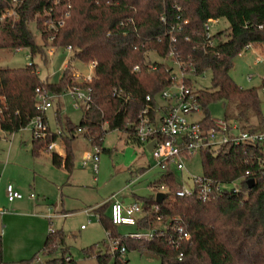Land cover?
Returning a JSON list of instances; mask_svg holds the SVG:
<instances>
[{
  "label": "trees",
  "instance_id": "trees-1",
  "mask_svg": "<svg viewBox=\"0 0 264 264\" xmlns=\"http://www.w3.org/2000/svg\"><path fill=\"white\" fill-rule=\"evenodd\" d=\"M9 0H0V12ZM69 2V15L50 40L51 45L65 47L70 44L72 57L81 60L96 59L90 80L68 81L89 88V101L77 125L67 120V131L47 128L43 136L32 137V152L47 148L51 140L61 138L65 155L51 152L54 164L70 167L73 161L71 140L81 131L91 146H100L106 131L114 128L125 131L128 139L139 142L136 136L138 113L150 94L151 104L158 101L159 91L170 83L167 70L168 50L191 61L195 75L210 70L209 87L192 86V102L203 114L198 121L210 128L214 122L208 113V103L221 100L227 104L223 119L237 122L242 130H264L261 86L241 87L232 78L230 67L245 43L264 45V0H23L17 7L18 15L0 20V47L29 48L30 57L40 53L51 31L43 24V7L53 8V16L59 17ZM164 14L165 21L160 15ZM225 18L226 28L214 31L211 47L206 46L204 22L210 18ZM186 18L188 22L182 20ZM30 22H34L43 45L33 34ZM263 24L261 27L259 25ZM181 25V28H178ZM176 38L172 43L168 29ZM152 52L162 60L152 59ZM153 63L154 67L149 64ZM138 69L133 70V65ZM36 63L25 66H0V128L17 131L40 114L45 122L44 110L36 106L35 87L61 92L65 74L58 82L42 80ZM46 123V122H45ZM60 131V134L58 133ZM203 175L223 188L216 189L209 198L198 199L197 194L178 196L180 183L168 165L160 176L151 182L152 187L166 186L160 202L153 194L137 196L144 208V215L137 216L140 229L158 227L177 218L188 236L178 238L170 228L157 231L150 239L129 237L117 230L106 204L96 208L98 222L119 246L137 248L159 256V264H264V161L262 145L224 143L217 147L199 150ZM249 170V174L246 171ZM252 178V182H249ZM237 186V187H236ZM109 204V205H108ZM158 205V209L153 207ZM160 215L157 220L156 216ZM125 224V223H122ZM169 236L175 243L169 242ZM65 233L52 229L45 239L44 252L52 246L65 244ZM104 245L106 242H103ZM97 244L85 249L94 253ZM50 249V250H49ZM0 236V264L2 260ZM179 253L183 256L179 259ZM119 247L105 249L95 255L94 264H127ZM30 260H24L26 264ZM65 263L63 256L51 257L45 262ZM41 262L40 264H44ZM69 264H79L70 256Z\"/></svg>",
  "mask_w": 264,
  "mask_h": 264
},
{
  "label": "rangeland",
  "instance_id": "rangeland-1",
  "mask_svg": "<svg viewBox=\"0 0 264 264\" xmlns=\"http://www.w3.org/2000/svg\"><path fill=\"white\" fill-rule=\"evenodd\" d=\"M217 20L211 23L212 32L226 28L228 25V20H225V18L220 17ZM30 23L35 40L43 45L44 42L41 40L39 31L35 28L34 22ZM48 41L42 51L32 58L30 57L29 48L0 47V66L12 68L25 66L29 62L34 61L37 64L38 75L44 81L51 80L58 82L60 73L65 74L61 92L51 91L55 96L52 97L51 106L46 107L45 115L48 125L53 130H56L57 125L60 124L62 129L67 131V120L77 125L82 117L83 107L82 105L75 107L74 101L76 97L65 89L69 83V79L72 80V76L79 73L82 74V72L85 73L89 70L88 62L90 60L83 61L72 57V47L68 51L65 47L53 46L50 40ZM148 55L154 60L164 61L163 58L158 57L151 51L148 52ZM229 70L233 80L239 86L244 88L250 86L260 87L261 79L264 75V45H253L245 48L241 54L233 58L232 66ZM211 75V71L206 70L191 76L192 86L195 88L209 87ZM46 76L49 77L47 78ZM259 91L262 102H264V92L262 89ZM57 109H59V122L55 115ZM207 109L212 119H223L227 104L221 100H213V102L208 103ZM202 114V110L198 109L191 113L188 118L197 120ZM31 135V123L18 131H14L12 134L2 132L0 129V146L3 148L7 144H10L12 157L20 154L27 157ZM72 141L74 162L69 171L52 164L51 158H49L51 152L48 150L40 151L41 156L39 157L42 162H46L47 168L44 171L48 175V181L40 183L43 192L39 194V197L44 196L48 204L55 205L48 215L54 214L56 208L57 210L67 209L72 211V214L66 216V218L51 217L50 224H48V229L52 227L65 233V244L52 246V249H49L50 251L47 250L43 253L42 243L40 248L36 250L37 253L33 258L31 257L32 254L28 256L30 260L28 264H39L59 255L64 258L67 255L72 256L79 264H94L97 253L104 252L105 249H109L110 251L112 248L102 224L98 222L95 215L89 216V222L84 208L111 203L112 197L117 198L123 204H130L137 196H149L156 193L151 182L160 176L162 168L157 164L156 157L152 155L150 150H147L146 145L136 140L128 139L125 131L114 128L104 133L102 143L98 146L99 160L97 172H93L89 165L82 166L81 164L83 150L88 148L91 152L94 151V147L89 144L82 132L77 131ZM183 161L185 168L182 171L176 169V166L173 164H170V167L175 172L179 181L189 185L191 184V175L203 173L202 157L198 152L189 158H183ZM28 192H34L37 196L35 190ZM110 209L106 204L105 211L107 214L110 213ZM141 215V213H137L138 217ZM83 224H85V227L82 229L81 225ZM151 228L140 229L136 224H117V230L124 235L133 232L149 234ZM27 239V232H23L21 237L17 238L16 244H26L28 243ZM103 242H106V244L104 245ZM6 244V248L9 251L16 250L17 248L15 243L10 244L6 242ZM95 244H97L98 248L94 250V253L86 254L85 249ZM121 255L127 261V264L160 263L158 255L137 248L127 249ZM5 261V264H19L18 261ZM109 264H112V262H109Z\"/></svg>",
  "mask_w": 264,
  "mask_h": 264
},
{
  "label": "built area",
  "instance_id": "built-area-1",
  "mask_svg": "<svg viewBox=\"0 0 264 264\" xmlns=\"http://www.w3.org/2000/svg\"><path fill=\"white\" fill-rule=\"evenodd\" d=\"M23 0H9L8 5L0 12V20L12 16L17 17L18 9L17 7ZM58 0H54L57 3ZM69 2L66 3L67 9L60 14L59 17L53 16V8L48 6L43 7L41 12L43 16V24H46L47 28L51 31L48 35V40H51L55 33L58 31L65 17L69 15ZM161 21H165L164 14L160 15ZM183 22L187 23L188 19L184 18ZM218 21L216 18L207 19L204 22V33L206 35L205 45L211 47L214 44V39L209 37L212 33L211 23ZM263 24L259 25L261 27ZM178 28H181L179 25ZM173 28L167 30L169 33V38L172 43L176 41V38L171 34ZM252 42H247L240 50L239 54L245 48L253 46ZM67 50H71V45L65 46ZM52 51V50H50ZM167 70L170 72V83L163 87L158 94V101L156 104H151L150 101L152 96L148 93L145 96V100L137 116L136 123V136L139 142L144 143L154 139V144L151 148V153L157 159V164L160 165L162 169L166 165L173 164L176 169L181 170L185 168L183 158H189L198 153L200 149L204 147H217L224 143L233 144H248L258 142L262 145V152L264 153V130L254 131V130H242L237 122H228L224 119L214 118V126L206 128L197 120L189 119L188 116L191 113L198 110V106L192 102V87L187 84L188 77L194 76V66L191 61L181 58L174 53L173 47H171L167 56ZM32 62V61H31ZM29 62V63H31ZM96 59H92L88 62L89 71L82 74H75L72 76V80H90L93 76V68L96 64ZM154 67V64H149ZM133 70H137L138 64L133 65ZM191 79V78H190ZM66 91L70 92L76 97L77 103L82 105H87L89 101V88H83L75 83H68ZM264 92V87H263ZM36 92V106L41 110H45L46 107L51 105L52 97L55 96L53 92L49 91L48 88H43L40 86L35 87ZM263 116H264V106H263ZM32 124V134L34 137L43 136L46 134L48 125L42 120L40 114L35 115L31 118L30 122ZM60 134V131H58ZM56 144L55 140L47 145L48 149H54ZM83 163L90 161L92 164V169L94 172L98 170V146H94V151L86 152L84 155ZM264 161V156L261 158ZM249 174V170L246 171ZM180 185L176 190L178 196L182 195H192L197 194L198 199L205 200L209 198L216 189L223 188L218 182H213L209 177L203 174L191 175V184H185L179 181ZM237 187V186H236ZM157 190L166 191V186L163 184L155 187ZM6 197L9 201L15 198L22 197V192L12 183L8 182L5 185ZM35 193L29 194L30 197L34 196ZM110 218L112 223H125L134 224L136 222L137 213L144 215L145 211L140 202L134 200L130 204H123L117 198L113 200L110 204ZM153 207L158 209V205L154 204ZM160 215L156 216L159 220ZM83 224L81 227H83ZM171 229L176 232L178 238H184L188 236V232L185 230L184 226L180 224L177 218H173L172 221L168 220L166 223L162 224L160 227L151 228L150 233L133 232L129 233V237H145L150 239L157 231L163 232L167 229ZM53 229V228H52ZM51 229V230H52ZM107 234V239L111 245L112 250L119 247L121 252L124 251L125 247L123 245L119 246V240L112 239ZM169 242L175 243V240L168 237ZM179 259L182 258V254L179 253ZM70 256L65 257V263L69 264ZM41 263V262H40ZM44 264H55L53 261L45 262Z\"/></svg>",
  "mask_w": 264,
  "mask_h": 264
},
{
  "label": "crops",
  "instance_id": "crops-1",
  "mask_svg": "<svg viewBox=\"0 0 264 264\" xmlns=\"http://www.w3.org/2000/svg\"><path fill=\"white\" fill-rule=\"evenodd\" d=\"M53 51L54 50H52V52ZM68 55H70V53H68ZM66 62L64 63V66ZM62 76L63 74L60 73L59 79ZM46 77L48 78L49 76H46ZM48 81H51V80H48ZM51 82H54V81H51ZM79 105H82V104L77 103V100H75L74 106L79 107ZM58 111L59 109L56 110L55 115H56L57 121L59 122ZM44 116H45L46 125H48L47 120H46L45 110H44ZM49 128L53 130L50 126ZM60 128L61 126L59 124L57 125L56 130ZM1 130L2 132L9 133V134H12L14 132V131L7 132L3 129ZM56 130H53V131H56ZM32 137H33V134L31 135V138H30V147H29V153L27 157L26 155H21V154L12 157L10 144H7L3 148L2 146H0V236H1V243H2V251H3L2 260L4 264L6 262L5 260H12L16 262L18 261L19 264H23L24 260H29L28 259L29 255L32 254L31 256L32 258L36 255L37 253L36 250L40 248L42 243H43L42 249L44 253V246H45L44 241L48 233L52 229V227L48 229L49 227L48 224H50V218L53 216L60 217V218H66V216H69L70 214H72V211L70 210H67V209L57 210L56 208V210H54V214L48 215V213L54 209L55 205L50 204V203L48 204L44 196H42L41 198L39 197V194L43 192L40 186V183L42 181L43 182L44 181L46 182V180L48 181L47 179L48 175L44 171V169L47 168L46 162L45 161L42 162V160H40L41 159L39 158L41 156L40 151H43V150L44 151L48 150L50 152L56 151L61 157H64L65 155L64 142L62 141L61 138L57 137L55 139L56 141V144H55L56 146L54 147L55 149L43 148V149H40L38 153H33L31 150L32 144H33ZM72 140H71V143L73 142ZM71 148H72L71 152H72V157H73L74 156L73 145H71ZM89 151L90 149L85 148L82 152V157L86 152H89ZM49 158H51V153H50ZM83 160H84V157L81 161L82 166L89 165L91 170L93 171L91 162L87 161L86 163H83ZM51 162L52 164H54L52 158H51ZM73 162H74V157H73L72 164L69 168L64 167L63 165L62 166H58L56 164L54 165L59 168H63L69 171L73 166ZM30 181L32 182L29 183ZM8 182H12L16 186V188H18L21 192H23L22 197L15 198L12 201H9L7 199L6 193H5V185ZM154 189L156 190V193L160 191V190H157L156 188ZM31 190H35V192H37V196L35 194L34 196L30 197L29 196L30 193L28 191H31ZM114 198L115 197H112L111 203L113 202ZM136 198L137 197H135L134 199L137 201ZM96 208H98V205L94 207L84 208L85 213L88 216V221L90 220V217L92 215H95L98 220V214H97ZM83 227H85V225ZM83 227L81 228L83 229ZM23 232H27V236H28L27 242L28 243L17 245L16 244L17 238L21 237V234H23ZM6 242H9L10 244L15 243L17 245L16 250L9 251L6 248V245H7ZM26 264H28V262Z\"/></svg>",
  "mask_w": 264,
  "mask_h": 264
},
{
  "label": "water",
  "instance_id": "water-1",
  "mask_svg": "<svg viewBox=\"0 0 264 264\" xmlns=\"http://www.w3.org/2000/svg\"><path fill=\"white\" fill-rule=\"evenodd\" d=\"M154 144V139H152L151 141L147 142L146 144V148L147 150H151L152 146ZM249 182L251 183L252 182V178H249ZM165 193L162 192V191H158L156 194H155V200L157 202H160L162 200V198L164 197Z\"/></svg>",
  "mask_w": 264,
  "mask_h": 264
}]
</instances>
